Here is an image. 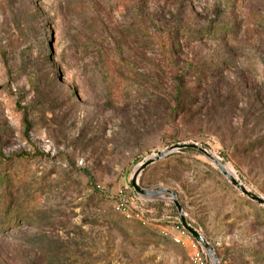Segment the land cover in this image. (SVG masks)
I'll return each instance as SVG.
<instances>
[{"label": "rangeland", "instance_id": "obj_1", "mask_svg": "<svg viewBox=\"0 0 264 264\" xmlns=\"http://www.w3.org/2000/svg\"><path fill=\"white\" fill-rule=\"evenodd\" d=\"M183 143L264 198V0H0V264H188L171 197L132 188ZM144 180L219 264H264V206L202 154Z\"/></svg>", "mask_w": 264, "mask_h": 264}, {"label": "water", "instance_id": "obj_2", "mask_svg": "<svg viewBox=\"0 0 264 264\" xmlns=\"http://www.w3.org/2000/svg\"><path fill=\"white\" fill-rule=\"evenodd\" d=\"M185 150H192L202 154L205 158L211 161L216 168L220 171V173L245 197H247L253 203L264 206V198L258 196L257 194L250 191L235 175L229 173L227 168L217 159L215 156L208 152L203 147L199 146L195 143H183L177 144L165 151L159 152L156 156H152L145 160L134 172L132 178V188L135 193L144 198H160L169 196L172 199V203L174 204L180 220L182 227L195 239L198 245L202 248L204 254L210 257L213 264H219L218 256L215 253L214 248L207 241V239L195 230L187 221L183 206L181 205L177 194L174 191H171L162 187H155L152 189H144L140 184V178L142 174L152 165L162 161L164 158L173 155L175 153H179Z\"/></svg>", "mask_w": 264, "mask_h": 264}, {"label": "built area", "instance_id": "obj_3", "mask_svg": "<svg viewBox=\"0 0 264 264\" xmlns=\"http://www.w3.org/2000/svg\"><path fill=\"white\" fill-rule=\"evenodd\" d=\"M128 201L122 198L115 206V210L121 213L128 220H134L141 222L145 225L150 223L144 220L142 214L134 212L129 208ZM162 233L170 237V239L181 246H187L191 248L192 253L190 255V261L188 264H207V259L202 250L199 249V245L192 240L191 235L180 225L172 226L170 229H162Z\"/></svg>", "mask_w": 264, "mask_h": 264}, {"label": "trees", "instance_id": "obj_4", "mask_svg": "<svg viewBox=\"0 0 264 264\" xmlns=\"http://www.w3.org/2000/svg\"><path fill=\"white\" fill-rule=\"evenodd\" d=\"M112 89H114V87H112ZM179 89H180V88H179ZM179 89H178V93H177V95H178V97H179V102H180L181 98L183 97V94H182V92H180ZM24 158H25V157H21V158H18V159H24ZM144 173H145V172H144ZM144 173H143V176H142L141 179H140V184H141V186L145 185Z\"/></svg>", "mask_w": 264, "mask_h": 264}, {"label": "bare ground", "instance_id": "obj_5", "mask_svg": "<svg viewBox=\"0 0 264 264\" xmlns=\"http://www.w3.org/2000/svg\"><path fill=\"white\" fill-rule=\"evenodd\" d=\"M215 159H217V158L215 157ZM217 160H218V159H217ZM226 168H227V170L229 171V173L235 175V174L233 173V171H232L230 168H228V167H226Z\"/></svg>", "mask_w": 264, "mask_h": 264}]
</instances>
